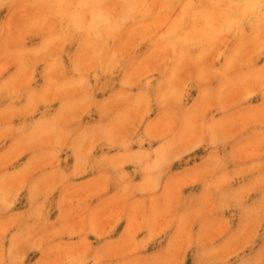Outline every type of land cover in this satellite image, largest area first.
Returning a JSON list of instances; mask_svg holds the SVG:
<instances>
[{"label": "clouds", "instance_id": "obj_1", "mask_svg": "<svg viewBox=\"0 0 264 264\" xmlns=\"http://www.w3.org/2000/svg\"><path fill=\"white\" fill-rule=\"evenodd\" d=\"M0 264H264V0H0Z\"/></svg>", "mask_w": 264, "mask_h": 264}]
</instances>
